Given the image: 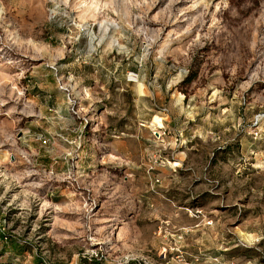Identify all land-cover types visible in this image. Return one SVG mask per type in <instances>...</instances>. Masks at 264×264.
<instances>
[{
  "label": "rangeland",
  "instance_id": "rangeland-1",
  "mask_svg": "<svg viewBox=\"0 0 264 264\" xmlns=\"http://www.w3.org/2000/svg\"><path fill=\"white\" fill-rule=\"evenodd\" d=\"M5 262L264 264V0H0Z\"/></svg>",
  "mask_w": 264,
  "mask_h": 264
},
{
  "label": "trees",
  "instance_id": "trees-1",
  "mask_svg": "<svg viewBox=\"0 0 264 264\" xmlns=\"http://www.w3.org/2000/svg\"><path fill=\"white\" fill-rule=\"evenodd\" d=\"M2 235H3V233H2ZM39 261V260H38ZM3 264H11L10 262H5V263H3Z\"/></svg>",
  "mask_w": 264,
  "mask_h": 264
}]
</instances>
